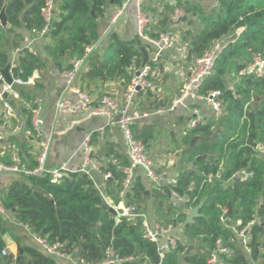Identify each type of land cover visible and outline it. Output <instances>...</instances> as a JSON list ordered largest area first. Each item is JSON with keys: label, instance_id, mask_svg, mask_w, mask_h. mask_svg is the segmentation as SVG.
Here are the masks:
<instances>
[{"label": "trees", "instance_id": "1", "mask_svg": "<svg viewBox=\"0 0 264 264\" xmlns=\"http://www.w3.org/2000/svg\"><path fill=\"white\" fill-rule=\"evenodd\" d=\"M46 1L0 0V11L5 10L8 23L7 28L0 26V73L9 66V52L21 46L23 36L18 31L37 36L44 28L41 10ZM216 2V11L208 14L187 0L178 2L187 16L194 15L199 22L193 36H183V42H187V62L200 57L215 42L225 40V43L215 57L211 73L199 85L202 96L219 93L221 112L213 121L189 130L182 139L188 148L187 161L192 170L186 176L180 175L174 191L194 200L186 204V209H192L200 202L203 205L199 211L201 216L183 228L184 240L178 239L175 250L166 253L161 260L157 245L144 238L141 220L122 218L116 223L115 214L105 205L93 182L79 173L63 176L56 183H51L48 175L29 177L28 184L13 183L2 203L17 222L50 244L61 243L63 251L76 252L78 259L87 263L100 262L106 248L111 247L116 255L127 260L122 264H209L215 242L221 239L233 250L231 258H219L223 264H264V157L255 152L258 144L264 145V74H240L250 65L253 54L264 56V0ZM108 3L120 6L121 1L60 0L58 18L52 20L48 33L54 43L45 48L57 69H72V63L63 64L64 57L78 61L84 57L86 48L98 44V21ZM170 9L164 7L159 13L156 27L166 25V13ZM159 34L153 30L147 33L153 39ZM143 45L138 37L121 40L115 33H110L102 56L96 58L93 51L86 58L83 78L102 82L120 79L128 85L132 78L129 70L133 66L138 68L143 61L140 52ZM18 64V68L11 70L12 76L23 81H27L34 70L41 69L40 60L26 50L19 54ZM147 66L151 68V62ZM228 77L230 81H227ZM19 93L30 99L27 93ZM255 96L263 97V100L252 109ZM155 103L151 109L160 107ZM26 121L30 125V120ZM134 135L144 146L152 137L145 130H137ZM192 139L195 144L191 147ZM198 157H205V160L197 161ZM126 166L127 163L122 164V167ZM240 170L252 173V177L244 182L235 180L224 188L220 182L202 186L204 175L208 173H220L221 180L227 181ZM101 172L110 173L111 180L107 183L115 182L116 190H120L122 171L108 165L102 167ZM191 181L195 188L189 192L187 186ZM163 194L167 197L165 192ZM108 195L118 201L114 192ZM145 195L143 178L137 176L126 193L127 205H136L140 209ZM222 209L228 211L234 222H240L234 225L235 230L245 229L251 223L246 236L247 256L236 249L237 238L233 231L221 225ZM185 218V214H179L175 222L163 223L178 226ZM0 230H3L1 219ZM195 240L198 246L193 245ZM189 246L195 248L186 255ZM3 248L0 238V251ZM23 252L29 259L28 264H53L31 248H24ZM12 260L11 255L0 257V264H12ZM24 261V257L19 256L18 264H24Z\"/></svg>", "mask_w": 264, "mask_h": 264}, {"label": "crops", "instance_id": "2", "mask_svg": "<svg viewBox=\"0 0 264 264\" xmlns=\"http://www.w3.org/2000/svg\"><path fill=\"white\" fill-rule=\"evenodd\" d=\"M120 1V6L108 3L104 14L99 18L98 31L100 40L95 45L96 48L94 51L96 58L102 56L107 44V36L110 33H115L121 40H131L137 37L135 21L137 5L134 1H131L128 2L125 9H122V6L126 4L127 0ZM198 1L202 2L201 0H191V4ZM203 1V9H206L208 5L216 11V0ZM55 3L53 20L58 18L60 0H55ZM170 4L171 0H148L144 2V9L153 18L150 31L153 30L154 33H161L166 29L167 23L165 26L160 27H156V24L160 19L159 13L163 11L164 7H171ZM118 12H120V15L116 21L112 22V19ZM209 13L213 12L211 11ZM198 23L196 16L191 15L188 20L176 26L175 30L182 36H185L187 32L193 29L195 30ZM18 33L22 34L23 37L28 36L34 39L32 48L35 51L34 56L41 62V69H36L32 72L29 77L32 79L30 84L24 86L14 85L12 92H5L2 98H0V162L8 164L11 158L15 157L19 160L22 167L35 165L39 152V139L34 133L31 123L28 125L26 120H30L31 111L36 105H39L42 109L41 113L44 121L43 130L45 134L51 137L46 162V169L48 171L64 166L68 175L79 173L85 158L82 144L86 138L90 139V146L93 150L92 155L100 161L103 168L111 165L115 166L118 171H121L124 168L122 167L123 163L129 165L128 149L121 132L116 126L108 125L105 118L95 116L92 110L77 115L58 114L56 112L55 106L60 98H71L72 96L69 91H66L65 83L62 79V73L64 71L57 69L45 50L46 47L53 46L54 42L48 36L38 38L37 36L28 35L23 30H19ZM143 44L142 47L146 50L149 62L152 64L150 68V79L154 84V88L151 91L139 93L134 98L133 109L152 113L157 109H162L163 113L152 115L142 120L134 126L133 131L136 134L137 130H145L151 134L152 137L147 146H145L148 156L158 169L165 171L169 177L178 176L179 178L185 170H182L180 166L182 163L186 166V171L189 172L192 170L191 164L187 161L188 148L182 143V139L190 130L188 124L193 117V110H197L200 113L203 118L202 124L213 121L216 116L203 102L195 103L189 100L176 106L173 111H168L173 101L178 98L180 88L188 78V68L193 63L186 61L187 46L184 47L185 42L181 46L173 50L165 51L158 56L153 47L145 43ZM13 61L19 66L18 57L14 56L12 49L9 52V63ZM74 62L76 61L71 60L69 57L63 58V64H73ZM142 62L138 68L133 66L129 70V73L133 75L138 69L142 68ZM85 69V66L80 68L75 85H78L83 91L93 96L98 97L107 94L117 101L122 100L127 86L122 80L114 79L112 81L102 82L98 79H86L83 78L86 72ZM9 74L12 78L11 71H9ZM1 85L2 83L0 82ZM21 91L27 93L30 99L21 97L19 93ZM154 102H156L155 104H159L160 107L151 109L153 108ZM16 132H18L16 136L10 135ZM181 133L182 138L179 136ZM171 142L172 145L170 144ZM170 154H176V161L173 165H167ZM140 176L142 177V175ZM183 176H186V174ZM27 178L29 177L20 174L0 173V203L2 206V200L10 186L16 182L28 184ZM142 178L146 188V195L140 211L145 215L150 225L165 223L169 220L175 222L179 214H185L187 217L191 209H186V205L177 203L165 186L154 187L144 177ZM90 180L103 196L104 203L107 207L117 205L119 199L115 202L108 195L110 192H114V195L117 197L115 182L108 184L107 180L109 179H105L101 171L91 172ZM32 189L34 190V188ZM164 192L167 194V197L164 196ZM147 198L149 200H146ZM160 198L169 200V206L160 207L161 205H159L158 207V203L161 202ZM152 201L157 203L155 210L150 209L149 203H152ZM182 205L184 207L181 210ZM3 209L5 210V214L0 213V219L3 223V230H0V238L4 243L2 250H6V256H13L12 264H18L19 256H23L25 260L24 264H28L29 259L23 252L24 248H31L39 252L44 258L51 260L53 264H71L68 261L56 260L44 255L33 236L34 234L25 225L17 222L11 211L6 210L4 206ZM174 226L175 235L183 241V224ZM238 239L240 238H237L236 245L240 246V248L243 246L242 251L245 250L248 255V249L245 248L242 240L238 243ZM194 248L191 252L194 251ZM1 251L0 257H3L1 256Z\"/></svg>", "mask_w": 264, "mask_h": 264}, {"label": "built area", "instance_id": "3", "mask_svg": "<svg viewBox=\"0 0 264 264\" xmlns=\"http://www.w3.org/2000/svg\"><path fill=\"white\" fill-rule=\"evenodd\" d=\"M134 1L137 5L135 21L137 37L145 44L153 47L156 51V55H160L165 51L173 50L183 43V36L177 32L176 26L185 20L187 17L184 9L178 6V2L185 0H171V9L167 12V27L161 32L158 38L153 39L147 35L152 26V16L144 9L143 4L148 0H127L126 4L122 6V9L128 5V2ZM55 0H47L45 7L41 10V15L45 21L44 28L38 33V38H44L48 36L50 23L53 20L55 12ZM120 12L112 19V22L116 21ZM36 37V36H35ZM34 39L25 36L21 42V46L14 48L13 54L18 57L23 50L35 55V51L32 48ZM222 41L215 42L212 47L205 51L200 57L196 58L191 66L188 68V78L186 82L180 88L178 98L173 101L168 111H173L179 104L189 100L191 102H203L209 107L218 117L221 112V101L219 100L218 92H210L206 96L199 94V85L201 82L211 73L213 63L217 53L222 48ZM95 45L86 48L85 55L82 59L73 63V67L70 70L62 73V79L65 83L66 91L71 93V98L61 97L56 103L55 109L58 114L77 115L82 112L92 110L95 116H100L106 119L108 125L116 126L121 132L123 139L128 149L129 165L122 168L123 178L120 182V190L117 191V197L119 201L115 206H108L114 210L115 222L118 223L120 219L126 218L131 221L141 220L142 232L145 239L153 242L157 245V252L162 260L166 253L175 250L178 243V236L175 235L174 224L155 223L153 226L146 220L145 215L138 209L136 205H127L126 193L131 188L134 179L137 176L142 175L150 184L154 187L165 186L171 196L177 201V203L186 205L194 202L190 200L187 194L179 195L174 191V187L178 184V176L169 177L163 170L158 169L152 159L148 156L146 147L144 144L137 140L133 128L139 122L149 118L152 115L162 114V109H157L152 112H142L133 109L134 98L139 93H145L151 91L154 88V84L150 79L151 69L148 66L138 69L133 75L126 86L121 101H117L110 95L104 94L101 96H93L83 91L78 85H75L76 77L81 67L84 66L86 58L95 50ZM156 56V57H157ZM16 62L9 63V71L13 68H18ZM138 73V75H136ZM240 74H264V56L256 53L252 55L250 65L242 70ZM12 84L8 85L5 79L0 73V98L5 92H12L14 85L24 86L32 82L31 78L27 81H23L20 78L12 77ZM42 109L39 105L31 111L30 123L31 127L39 139V152L36 158L34 166L22 167L17 158L12 157L8 164L0 162V173H12L20 174L25 177H40L48 175L51 183H56L61 177L67 176V170L64 166H61L55 170L48 171L46 169V162L49 154L51 137L45 134L43 130L44 121L42 119ZM193 117L189 121V129H194L198 125L203 123V118L197 110H193ZM84 152V161L79 173L87 176L91 179V172L101 171L102 165L98 159L92 155V147L90 146V139L86 138L82 144ZM255 152L264 157V145L258 144L255 148ZM176 161V154H170L168 156L167 165H173ZM105 179H111L110 173L103 174ZM252 177V173L246 170H240L232 174L227 181L221 180L220 173H208L204 175L203 185L214 184L220 182L222 187H226L228 184L235 180L242 182L247 181ZM195 183L191 181L187 186V191L192 192L194 190ZM200 187V189L202 188ZM0 213L5 214L2 204L0 203ZM220 223L223 227L229 228L233 231L236 238H241L243 245L246 247L247 243V230L250 224L245 229L240 231L234 229V225H239L240 222H234L226 209H222L220 215ZM36 242L41 247L44 255L56 259L65 260L71 264H122L127 261L121 259L115 254L111 247L106 248L104 252V258L98 263H87L83 260H79L76 252L69 254L63 251V245L61 243L50 244L45 239L33 235ZM161 239V240H159ZM248 249V248H247ZM7 255L6 250L1 251V256ZM233 256V250L226 246L221 239L216 240L214 245V251L211 253V257L208 260L209 264H223L219 261L220 257L231 258Z\"/></svg>", "mask_w": 264, "mask_h": 264}, {"label": "water", "instance_id": "4", "mask_svg": "<svg viewBox=\"0 0 264 264\" xmlns=\"http://www.w3.org/2000/svg\"><path fill=\"white\" fill-rule=\"evenodd\" d=\"M7 24H8L7 23V17H6V14H5V10L3 9L2 11H0V26L2 28H5L7 26ZM140 52L143 54L142 67H145L148 64V62H149L148 54H147L146 50L143 47L140 48ZM1 75L5 79V81H6V83L8 85H11L12 84L13 81H12V78H11V76L9 74V66L4 71L1 72ZM136 75H138V73ZM17 134H18V132L14 133V134H10V135L16 136ZM194 144H195V139H192L191 140V147L194 146ZM196 160L197 161H199V160H205V157H198V158H196ZM202 205H203V202H200V204L198 206L192 208L188 212L187 217L184 220L183 227H185V225H187V224H193L194 223V220L201 216V214L199 213V211H200ZM183 207L184 206L182 205L181 206V210L183 209ZM109 209H110V211L112 213H114V210L112 208H109ZM159 240H161V239H159ZM192 249H193V247L192 246H189L188 249L186 250V253L185 254L186 255H189L190 252L192 251Z\"/></svg>", "mask_w": 264, "mask_h": 264}, {"label": "rangeland", "instance_id": "5", "mask_svg": "<svg viewBox=\"0 0 264 264\" xmlns=\"http://www.w3.org/2000/svg\"><path fill=\"white\" fill-rule=\"evenodd\" d=\"M188 1H189V3L191 4V0H188ZM201 1H202V2H199V1H198V2H196V3H194V4L197 6V8H199L200 10H202V12H203L204 14H208V13L211 12V11H212V12H215V11L213 10V8H211V7L208 6V5H207V8H206V9H203V7H204L203 2H204V1H203V0H201ZM190 16H191V15H188V16L186 17L185 20H188ZM185 20H183V22H184ZM197 28H198V26H196V29H195V30L193 29V30L187 32V33H186L187 38L193 36V35L196 33ZM222 43H225V40H224ZM186 46H187V42H186V44L184 45V47H186ZM192 62H193V61H192ZM227 81H230V80H229V77L227 78ZM261 100H263V97L255 96L254 99H253V101H252V103H251V107H252V109L256 108V107L259 105V103H260ZM180 125H182V124L180 123ZM179 136L182 138V133L179 134ZM181 138H180V139H181ZM170 144L172 145V142H171ZM180 166L182 167V170L185 169L182 175L187 174L188 171H186V168H185L186 166H185L183 163H182ZM146 200H149V198H147ZM160 201H161V202L158 203V207H159V205H161L160 207H163V206L168 207L169 204H170V201L167 200L166 198H162V199L160 198ZM149 205H150V209L152 208V210H155V209L157 208V203L154 202V201H152V203L150 202ZM258 212H259V210H258ZM257 220H259V218H257ZM241 240H242L241 238L238 239V241H239L238 243H240ZM187 242H188V241H187ZM192 243H193L194 246H198V244H199L197 240L193 241ZM242 247H243V246H241V248H240V246H237V245H236V249L239 251V253L247 256V252H246L245 250L242 251Z\"/></svg>", "mask_w": 264, "mask_h": 264}]
</instances>
